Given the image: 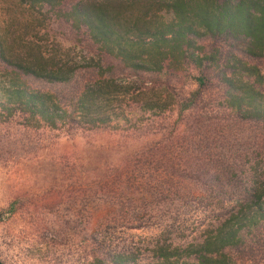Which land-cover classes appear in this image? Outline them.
<instances>
[{
	"label": "rangeland",
	"instance_id": "1",
	"mask_svg": "<svg viewBox=\"0 0 264 264\" xmlns=\"http://www.w3.org/2000/svg\"><path fill=\"white\" fill-rule=\"evenodd\" d=\"M31 16L17 0H0L2 41L16 55L23 56L25 44L33 43L47 59L58 56L59 64L81 65L84 57L97 56L95 47L70 26ZM7 72L0 61V80ZM93 77L81 71L79 83ZM186 80L175 73L161 83L168 84L172 96L182 97L196 89ZM29 84L44 92L58 90L36 81ZM134 86L146 91L141 83ZM216 99L215 92L208 93L193 112L181 114L175 108L155 117L138 113L137 104L127 97L119 113L134 121L96 131L37 127L22 115L8 118L0 112V260L90 264L102 253L98 241L110 245L112 252L132 251L140 263H151L150 250L171 213L181 214L183 225L161 240L204 237L207 225L227 214L230 204L207 192L195 172L202 170L205 181L217 176L236 180L242 174L230 173L229 167L238 166L245 175L257 168L264 182V135L254 125L232 122ZM196 122L207 128L197 137L208 146L185 145L182 137L192 133ZM127 214L146 216L148 222L143 229H131L117 218ZM96 216L98 223L89 224V217Z\"/></svg>",
	"mask_w": 264,
	"mask_h": 264
},
{
	"label": "trees",
	"instance_id": "2",
	"mask_svg": "<svg viewBox=\"0 0 264 264\" xmlns=\"http://www.w3.org/2000/svg\"><path fill=\"white\" fill-rule=\"evenodd\" d=\"M17 3L28 16L32 14V20L37 17L39 22L57 21L70 26L98 54L84 57L81 65L59 64L58 56L47 59L41 47L33 43L25 44L23 56L16 55L0 34V61L9 71L5 80H0V112L8 118L19 114L28 123L51 129H114L134 121L119 113L127 97L137 104L138 113L162 117L175 108L181 114L193 112L206 94L215 92L218 108L228 112L232 122L254 125L264 135V0ZM81 71H90L96 78L80 84ZM116 73L121 79L115 78ZM175 73L185 75L195 91L172 96L168 84L161 80ZM29 80L58 90L34 89ZM136 83L146 91L137 89ZM193 127L191 134L182 137L188 142L185 145L208 146L197 137L207 128L197 122ZM257 170L245 175L240 167L231 166L230 173L243 177L234 180L217 176L211 181H205L202 170L195 172L207 192L230 204L227 214L207 225L204 237L161 240L183 225L182 215L171 213L163 223L162 236L150 250L151 263H140L132 251L112 252L110 245L96 241L102 253L94 255L90 264H258L264 258V182L258 179ZM145 217L117 216L131 229H143L148 222ZM98 220V216L89 217L88 222L97 224Z\"/></svg>",
	"mask_w": 264,
	"mask_h": 264
},
{
	"label": "water",
	"instance_id": "3",
	"mask_svg": "<svg viewBox=\"0 0 264 264\" xmlns=\"http://www.w3.org/2000/svg\"><path fill=\"white\" fill-rule=\"evenodd\" d=\"M3 218V213H0V221L2 220ZM0 264H4L1 260H0Z\"/></svg>",
	"mask_w": 264,
	"mask_h": 264
}]
</instances>
